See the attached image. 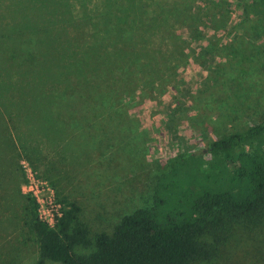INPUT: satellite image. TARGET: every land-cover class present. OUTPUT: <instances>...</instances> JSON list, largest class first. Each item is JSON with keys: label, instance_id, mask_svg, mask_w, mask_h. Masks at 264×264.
<instances>
[{"label": "rangeland", "instance_id": "374dc122", "mask_svg": "<svg viewBox=\"0 0 264 264\" xmlns=\"http://www.w3.org/2000/svg\"><path fill=\"white\" fill-rule=\"evenodd\" d=\"M109 1L87 5L111 12ZM113 1L108 25L127 57L92 70L81 55L87 33L65 23L85 73L40 80L42 54L48 65L62 54L53 14L63 4L0 0V264L38 259L25 225L28 180L42 216L57 192L79 206L90 238L111 234L123 216L151 206L171 160L264 115V0ZM100 32L107 42L101 24ZM196 264H264V223L233 224L217 257Z\"/></svg>", "mask_w": 264, "mask_h": 264}, {"label": "trees", "instance_id": "16d2710c", "mask_svg": "<svg viewBox=\"0 0 264 264\" xmlns=\"http://www.w3.org/2000/svg\"><path fill=\"white\" fill-rule=\"evenodd\" d=\"M57 1L63 7L53 14L58 33L54 41L63 39V50L49 65L50 57L42 54L40 80H55L68 70L76 72L74 76L83 75L85 62H80L84 55L92 70L101 68L102 73L109 64L115 65V58L121 63L127 57L126 50L116 49L120 32H112L107 21L109 13L116 18L113 0L108 2L115 5L111 12L98 6L91 11L87 0H76L74 14L71 1ZM65 23L74 27L75 35H88L82 58L78 40L71 38L72 28L65 35ZM100 24L102 33L110 36L105 43ZM134 54L138 64L140 54ZM101 80L98 77L97 86ZM169 165L170 170L155 179L151 206L123 216L111 234L90 238L78 220L79 206L57 192L54 202L59 206L58 215L48 226L38 218L36 200L26 197L25 225L38 243L34 264L45 260L59 264L208 263L217 257L233 224L257 227L264 223V115L239 131L210 140L199 154L178 156ZM75 247H91V251L81 255Z\"/></svg>", "mask_w": 264, "mask_h": 264}, {"label": "built area", "instance_id": "2783aa9c", "mask_svg": "<svg viewBox=\"0 0 264 264\" xmlns=\"http://www.w3.org/2000/svg\"><path fill=\"white\" fill-rule=\"evenodd\" d=\"M31 185H32V181L31 180H28L27 184L24 185L23 189L26 188V192L29 193L37 202L38 204V201H37V198H36V193L37 191H34L32 188H31ZM49 206H46L47 210V214L46 216H42L41 212L37 209V215H38V218L41 220V221H44L47 223L48 226H52L53 223H54V216H57L58 215V204H51L50 202H48ZM39 206V204H38Z\"/></svg>", "mask_w": 264, "mask_h": 264}]
</instances>
